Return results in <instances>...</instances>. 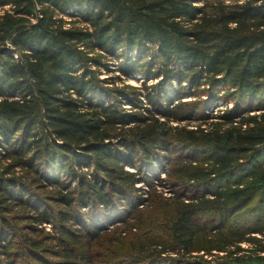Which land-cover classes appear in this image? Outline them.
Wrapping results in <instances>:
<instances>
[{
  "label": "trees",
  "instance_id": "16d2710c",
  "mask_svg": "<svg viewBox=\"0 0 264 264\" xmlns=\"http://www.w3.org/2000/svg\"><path fill=\"white\" fill-rule=\"evenodd\" d=\"M112 58L153 82L101 78ZM13 208L61 259L15 243ZM22 260L264 264V0H0V264Z\"/></svg>",
  "mask_w": 264,
  "mask_h": 264
},
{
  "label": "rangeland",
  "instance_id": "374dc122",
  "mask_svg": "<svg viewBox=\"0 0 264 264\" xmlns=\"http://www.w3.org/2000/svg\"><path fill=\"white\" fill-rule=\"evenodd\" d=\"M65 17L68 18V16H65ZM96 51H98V50H96ZM93 54H97V53H93ZM108 60L110 63V66L108 69L101 66V72H99L101 78L108 77V79H109L113 75H121L123 77V79H125L126 83L133 84V85H141V83H144V82L146 84H149V83L153 82L151 79L146 81L144 79L143 74L125 75L118 68V59L117 58H112V59H108ZM93 68L96 69L95 66H93ZM143 80H145V81H143ZM125 106L126 107L129 106V104L126 103ZM197 123H198L197 120H192V122L190 124H192L191 126H194ZM173 124H177V123L173 121ZM163 166H164V164H163ZM22 173H24L23 170H19L17 168L15 169V174H22ZM163 175H164V173H163L162 168H161L159 171V176L161 178H164L165 176H163ZM167 183H169V182L166 181V179H165V181L162 180V183L157 182V180H155V181L153 180V185H155L157 191L160 193L161 197H163V198L173 197V194L176 190V187L172 189V187H169L168 186L169 184H167ZM139 185H140V189L143 190L142 192H144V193L147 190V188H150V185H148L146 182H139ZM151 202H153V201H151ZM148 207H149V205H148ZM26 214H27L26 211L20 210L18 208H15V209L13 208L12 210H9V211L4 213L5 217L7 218L8 223H12L17 227V230H18L17 235L18 236L16 235V237L14 238L15 243L18 244L20 242L19 234L20 235H22V234L30 235L31 237H34V239L38 240V243L41 244L42 248H44L48 252V255H50V257H48L49 259H52V260L61 259L58 256V254L56 253V249H57L56 243L58 241L55 240L54 236L59 235V228H57L56 224L54 222L48 221V220L42 221L40 223L33 222L27 218ZM107 232H109V234L106 235L105 238H102L101 241H98V243L101 244L102 242H106L105 245L111 246L110 248L114 247L115 249H120L122 247L123 243L127 242V240L125 238L128 235V224L127 223H122V224L118 223L114 229H112L111 231H107ZM249 244H248V242H243V243H241V247L248 248V247L252 246L251 244L250 245ZM170 246L173 247L174 245H170ZM176 252H178V250H175L170 255L176 257L177 256ZM222 253L223 252H220L219 255H221ZM2 264H4V263H2ZM15 264H35V263L32 260H27V261L22 260V261L15 263Z\"/></svg>",
  "mask_w": 264,
  "mask_h": 264
}]
</instances>
